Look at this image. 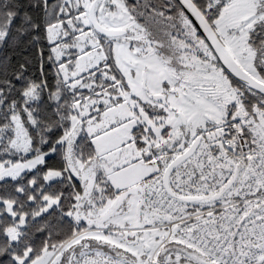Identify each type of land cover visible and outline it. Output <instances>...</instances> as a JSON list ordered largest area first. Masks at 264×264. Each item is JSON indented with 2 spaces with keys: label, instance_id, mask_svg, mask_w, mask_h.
I'll use <instances>...</instances> for the list:
<instances>
[{
  "label": "snow or ice",
  "instance_id": "obj_1",
  "mask_svg": "<svg viewBox=\"0 0 264 264\" xmlns=\"http://www.w3.org/2000/svg\"><path fill=\"white\" fill-rule=\"evenodd\" d=\"M0 264H264V0H0Z\"/></svg>",
  "mask_w": 264,
  "mask_h": 264
}]
</instances>
